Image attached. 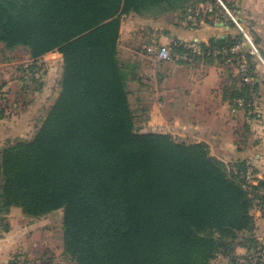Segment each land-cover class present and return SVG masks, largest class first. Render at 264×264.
I'll list each match as a JSON object with an SVG mask.
<instances>
[{
  "label": "trees",
  "instance_id": "1",
  "mask_svg": "<svg viewBox=\"0 0 264 264\" xmlns=\"http://www.w3.org/2000/svg\"><path fill=\"white\" fill-rule=\"evenodd\" d=\"M200 1L0 0V42L33 60L26 84L38 81L39 58L64 55L58 96L34 135L0 147L2 221L13 207L32 218L64 209V253L76 264H212L219 256L244 264L241 258L264 247L253 213L264 210V179L239 178L234 169H245L246 160L226 163L205 141L141 131L148 109L138 114L131 102L134 71L119 50L122 15H182ZM239 39L237 31L213 37L196 57L228 67L223 82L231 100L259 91L257 67L250 68L253 84L237 70L254 56L232 53L228 62L209 50ZM178 51L192 56L183 44Z\"/></svg>",
  "mask_w": 264,
  "mask_h": 264
},
{
  "label": "crops",
  "instance_id": "2",
  "mask_svg": "<svg viewBox=\"0 0 264 264\" xmlns=\"http://www.w3.org/2000/svg\"><path fill=\"white\" fill-rule=\"evenodd\" d=\"M226 1L240 17L244 30L253 36L259 50L260 88L253 96V105L234 110L235 99L231 100L224 90L228 67L217 60L207 62L183 51L173 52L170 61L158 58L157 47L169 44L172 37L208 43L213 37L235 33L237 30L232 26L208 21L198 26L188 25L184 21L186 10L182 15L180 10L156 15L131 12L122 15L120 58L134 71L129 81L133 107L138 114H142V108L148 109L146 129L142 125L141 131L205 141L211 153L226 163L257 157L256 171L260 179H264V0ZM6 137L0 131V147ZM18 208L13 207L7 215L11 226L3 231L0 239V258L7 263L17 262H13L16 254L25 252L29 256L28 249L22 246L34 229L32 225L16 223L17 217L25 216ZM253 213L255 235L264 242V210L255 207ZM19 250L24 251L18 253ZM238 253L244 255L246 249L240 247Z\"/></svg>",
  "mask_w": 264,
  "mask_h": 264
},
{
  "label": "rangeland",
  "instance_id": "3",
  "mask_svg": "<svg viewBox=\"0 0 264 264\" xmlns=\"http://www.w3.org/2000/svg\"><path fill=\"white\" fill-rule=\"evenodd\" d=\"M127 29H130L129 26ZM63 59V53L58 50L51 51L39 58L36 63L39 68L35 70L38 81L26 84L24 76L27 71L25 68L30 67L33 60L24 49L11 52L6 50L4 44L0 42V85L4 93L0 99V107L5 108L6 113L5 118H0V123H4L0 126V131L8 136V138H4L3 143L8 139L31 138L34 135L41 117L46 115L47 108L58 96ZM40 81H44L42 91L38 89L41 85ZM142 115L144 116V114ZM142 125L143 129H146V124ZM18 209V211H22L21 208ZM63 215L64 209H59L39 218H30L26 215L17 217V224L32 225L34 230L29 237H25L27 242L23 241L22 246L23 249H28L26 252L29 256L25 255V252L16 254L13 257V262L18 261L22 256L23 264H76L64 253ZM28 222L31 223L28 224ZM5 223L7 226H11V219L9 220L7 217L6 221H2L4 230L6 229ZM26 244L27 247H25ZM20 251L24 250L17 252ZM229 262V257L219 256L212 264H229Z\"/></svg>",
  "mask_w": 264,
  "mask_h": 264
},
{
  "label": "built area",
  "instance_id": "4",
  "mask_svg": "<svg viewBox=\"0 0 264 264\" xmlns=\"http://www.w3.org/2000/svg\"><path fill=\"white\" fill-rule=\"evenodd\" d=\"M211 21L214 25L222 23L224 25L234 27L240 35L239 41L231 46L216 47L209 50V54L216 58L222 57L227 59L228 62H233L232 53L238 52H248L254 58L248 60L244 57L242 59L238 70L247 72L248 74L244 77V80L250 84L254 83L255 77L253 76V69L251 67H257L259 50L255 43L253 36L248 34L247 31L242 27V21L231 5L226 0H202L186 10L184 21L187 24L198 26L204 22ZM183 44L186 48L190 50L193 57L201 56L204 54V48L202 42L199 39H193L190 41H184L183 39H178L172 37L171 41L167 45H160L157 47L158 58L163 61H170L173 58V46ZM218 60V59H217ZM255 92H251V97L248 99L245 97H238L234 100V110L239 108H245L247 106L253 105L255 98L253 97ZM2 93L0 92V98ZM246 160L245 169L235 168L234 172L239 178L245 179L248 183L257 184L260 177L256 171L255 159ZM261 194L264 193V189L260 191ZM3 224L0 218V239L3 234ZM17 261V260H16ZM240 261L244 264H264V247L256 251L254 254L248 257H243ZM17 264H23L21 258L17 261ZM0 264H9L0 258Z\"/></svg>",
  "mask_w": 264,
  "mask_h": 264
}]
</instances>
